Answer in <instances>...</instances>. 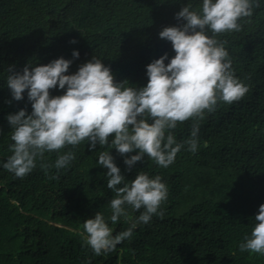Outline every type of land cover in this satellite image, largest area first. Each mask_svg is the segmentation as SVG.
<instances>
[{
	"label": "trees",
	"instance_id": "16d2710c",
	"mask_svg": "<svg viewBox=\"0 0 264 264\" xmlns=\"http://www.w3.org/2000/svg\"><path fill=\"white\" fill-rule=\"evenodd\" d=\"M187 2L200 6V0H0V161L12 143L7 114L21 107L31 111L26 93L18 101L10 95L9 65L20 70L27 63L72 58L78 49L69 73L96 56L115 81L143 86L145 66L165 52L174 55L171 42L158 33L179 23L174 14ZM239 23L238 31L216 35L248 91L205 110L195 153L185 145L167 168L145 156L129 170L110 149L126 178L137 170L162 177L168 187L160 206L164 215H153L114 250L94 254L81 232L96 211L110 215L114 193L106 186L107 169L97 164L108 148L89 150L86 141L67 145L59 151L71 149L76 159L59 171L40 167L53 164L56 151L45 152L43 161L38 157L23 178L0 167V264H264V255L239 249L264 203V3ZM62 92L50 89L52 95ZM193 120L177 122L172 131L178 142L188 138ZM110 226L116 234L128 223L121 218Z\"/></svg>",
	"mask_w": 264,
	"mask_h": 264
},
{
	"label": "clouds",
	"instance_id": "9594fccd",
	"mask_svg": "<svg viewBox=\"0 0 264 264\" xmlns=\"http://www.w3.org/2000/svg\"><path fill=\"white\" fill-rule=\"evenodd\" d=\"M261 3L264 0H200L198 9L190 2L184 4L174 14L179 23L166 25L158 33L171 42L174 55L165 52L152 59L145 66L148 80L143 86L115 81L111 68L96 56L69 73L72 58L80 55L78 49L72 50V58L27 63L20 70L9 65L5 82L10 95L18 101L26 93L31 111L21 107L7 114L12 143L0 167L23 178L36 167L38 157L43 161L45 152L56 151L53 164L41 162L40 167L59 171L76 159L71 149L59 151L67 145L74 148L86 141L89 150L106 145L108 150L99 152L97 164L107 169L106 186L114 193L108 201L110 215L96 211L86 218L81 237L94 254L114 250L153 215H164L160 206L167 199L168 187L159 174L142 170L126 178L110 149L123 156L129 170L145 156L167 168L185 145L195 153L198 120L205 110L214 111L220 101L231 104L248 91L216 34L238 31L240 19L250 17L254 6ZM53 88L63 92L52 95ZM188 118H194L190 135L178 142L172 130ZM130 210L139 215H131ZM121 218L128 227L113 234L110 222L115 224ZM253 221L239 249L264 255V203L258 206Z\"/></svg>",
	"mask_w": 264,
	"mask_h": 264
}]
</instances>
